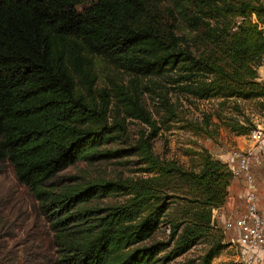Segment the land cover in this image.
I'll use <instances>...</instances> for the list:
<instances>
[{
    "label": "trees",
    "instance_id": "1",
    "mask_svg": "<svg viewBox=\"0 0 264 264\" xmlns=\"http://www.w3.org/2000/svg\"><path fill=\"white\" fill-rule=\"evenodd\" d=\"M262 25L264 6L235 0H0V163L11 165L30 197L37 216L25 212L24 222L40 224L0 226V233L43 227L50 264H154L167 249L165 258L175 259L213 236L212 210L226 203L233 176L206 150L186 168L153 152L152 133L136 148L146 177L56 179L100 156L124 131L122 113L152 126L139 96L145 80L178 72L173 83L199 99L264 97L256 75ZM171 184L188 199L168 222L169 240L150 242L170 208ZM115 190L125 191L124 202L97 203ZM5 237L0 264H21L25 254ZM221 242L200 264H211Z\"/></svg>",
    "mask_w": 264,
    "mask_h": 264
},
{
    "label": "rangeland",
    "instance_id": "2",
    "mask_svg": "<svg viewBox=\"0 0 264 264\" xmlns=\"http://www.w3.org/2000/svg\"><path fill=\"white\" fill-rule=\"evenodd\" d=\"M235 1L264 6V0ZM240 22L241 19L237 18L236 24ZM262 27L264 28V25ZM193 52L197 54L199 48L193 47ZM177 74L178 72H171L167 76L138 84L140 101L150 115L152 126L122 113L119 118L123 120L124 131L116 133L115 138L100 149L101 155L75 163L56 180L63 183L103 180L123 184L127 180L146 177L147 175L142 172L144 165L136 148L141 138H147L152 133H156V137L151 140L153 152L159 158L172 160L189 168L196 165V154L201 150H206L213 159L217 155L235 150L245 151L252 146L249 143L250 131L260 127L264 132V97L252 100L217 96L199 99L182 91L173 83ZM118 79L129 85L128 77L120 76ZM203 82L207 84L208 80L203 79ZM239 129L246 133L239 135L235 131ZM258 177L264 181V172H258ZM167 195L171 196L168 201L170 208L150 242L169 240L165 227L169 226L168 222L171 219L178 218L188 199L185 189L176 188L173 184L168 187ZM126 198L125 191L115 190L100 198L97 203L104 207L122 203ZM31 206L30 197L25 188L17 183L11 165L7 161L1 162L0 226H25L27 222L35 225L39 220L24 222L25 212L37 216L31 211ZM7 232H13L9 234L14 236L8 237V233H0L6 236L4 242L7 247L20 255L25 254L21 264H50L45 252L52 253L53 248L49 236L47 237V230L43 227L35 226L27 235L22 230L14 229ZM220 236L223 248L213 258L211 264H239L238 251L235 245L231 244L234 236L232 232H223L221 225L214 228L213 236L199 241L185 254L169 260L165 258L169 252L167 249L156 256L154 264H200L202 258L215 244L214 240ZM258 264H264V261Z\"/></svg>",
    "mask_w": 264,
    "mask_h": 264
},
{
    "label": "built area",
    "instance_id": "3",
    "mask_svg": "<svg viewBox=\"0 0 264 264\" xmlns=\"http://www.w3.org/2000/svg\"><path fill=\"white\" fill-rule=\"evenodd\" d=\"M257 80L264 84V54L256 69ZM249 149L229 153L226 165L233 178H243L245 185V210L235 218H224L219 208L212 210L211 225L222 226L223 232H232L231 244L238 253L239 264H258L264 261V213L258 210V188L252 174V167L264 168V132L260 127L250 131ZM170 234V227H165Z\"/></svg>",
    "mask_w": 264,
    "mask_h": 264
},
{
    "label": "crops",
    "instance_id": "4",
    "mask_svg": "<svg viewBox=\"0 0 264 264\" xmlns=\"http://www.w3.org/2000/svg\"><path fill=\"white\" fill-rule=\"evenodd\" d=\"M249 143L252 144L250 141ZM215 159L221 161L222 163H226V161H228L229 159V153L217 155ZM251 171L258 188V210L259 212L264 213V181L260 177H258V172H264V168L252 167ZM244 188L245 185L243 178L232 179L228 188L227 201L224 206L219 208V212L223 214L224 218H235L245 210Z\"/></svg>",
    "mask_w": 264,
    "mask_h": 264
}]
</instances>
